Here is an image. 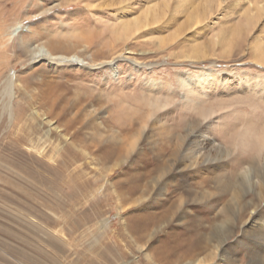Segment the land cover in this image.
I'll list each match as a JSON object with an SVG mask.
<instances>
[{"label":"rangeland","instance_id":"obj_1","mask_svg":"<svg viewBox=\"0 0 264 264\" xmlns=\"http://www.w3.org/2000/svg\"><path fill=\"white\" fill-rule=\"evenodd\" d=\"M263 57L264 0H0V264H264Z\"/></svg>","mask_w":264,"mask_h":264},{"label":"bare ground","instance_id":"obj_2","mask_svg":"<svg viewBox=\"0 0 264 264\" xmlns=\"http://www.w3.org/2000/svg\"><path fill=\"white\" fill-rule=\"evenodd\" d=\"M262 1V0H261ZM207 2H208V0H207ZM208 4H210V3H208ZM196 12H197V10H196ZM207 14V13H206ZM256 17V16H255ZM255 19V18H254ZM191 20V19H190ZM191 24H193V22H191ZM18 28H20V27H18ZM186 31V30H185ZM25 42V41H24ZM59 47H61V46H59ZM260 49H261V47L260 48H258V50H256V53H258L259 51H260ZM40 50L41 49H39V48H37L33 53H36L35 54V56L36 55H40L41 54V52H40ZM47 50H48V52L51 54V55H53L54 53L53 52H55L56 50H57V46H55V45H52V44H50L49 45V48L47 47ZM254 51V50H253ZM34 55V54H33ZM41 56V55H40ZM193 56H195L196 57V54H193V55H190V56H188V57H193ZM75 57V56H74ZM198 57V56H197ZM196 57V58H197ZM197 60V59H196ZM261 61H263L264 62V57L262 58V60ZM204 76H200L198 79L200 80V79H202ZM12 82V83H11ZM208 82V81H207ZM7 84H6V86H5V93H3L5 96H7L8 97V99L10 100V99H12L13 98V94L15 93V91L13 90V88H14V85H13V83H14V79L13 80H11V79H9L7 82H6ZM205 85V84H204ZM197 128V127H196ZM252 130V129H251ZM202 131V130H201ZM138 132V131H137ZM136 132V130L134 129V131L133 130H131V131H129V134H127V137L125 138V146H123V147H120V148H117V150H119L121 153H123V156L122 157H124V160L125 159H127V157H129V155L131 154V152L132 151H134V149L136 148V146H137V143H138V140H139V138H138V140H134V141H132V142H130L131 141V136L130 135H132L133 133H137ZM250 132V133H249ZM197 133V132H196ZM248 133L250 134V136H254L255 135V137H256V139H257V137H259V142H258V147H257V151L260 153V152H262V150L264 149V132H262V134H258V135H256V133L254 132V131H248ZM133 137V136H132ZM248 137V136H247ZM134 138H135V136H134ZM176 138V137H175ZM172 139V138H171ZM180 139V138H179ZM183 139V138H182ZM194 140V139H193ZM174 141V140H173ZM173 141L171 140V142H170V144H169V146H168V148H169V154H168V156L169 157H171V158H173V160H175V159H177V158H180V153H181V146L177 143V144H175V143H173ZM204 141V140H203ZM186 143V142H185ZM184 143V144H185ZM200 143V142H199ZM202 143V142H201ZM249 143V142H248ZM256 144V143H255ZM191 147V146H190ZM194 147V145L192 146V148ZM191 148V149H192ZM14 150V149H13ZM193 150V149H192ZM15 152V151H14ZM17 152V151H16ZM18 153V152H17ZM21 154V153H20ZM16 155V154H15ZM255 156V155H254ZM257 156V155H256ZM192 157V156H191ZM221 158V157H220ZM181 159V158H180ZM222 159V158H221ZM171 160V159H170ZM224 160V159H223ZM123 161V160H122ZM121 161V162H122ZM218 161V160H217ZM259 160H257V158H250L249 159V163H250V170L252 171H254L255 173L256 172H259L260 173V168H259V162H258ZM237 162H239L240 163V160H238ZM174 163V162H173ZM213 165V164H212ZM222 165V164H221ZM169 166V165H168ZM200 166V165H199ZM261 166V165H260ZM168 167H166V169H167ZM250 170H248V171H250ZM183 172V171H182ZM205 172V171H204ZM196 173H198V172H196ZM195 173V174H196ZM148 175V174H147ZM241 175V174H240ZM252 175V174H251ZM246 177H248L247 179H245V178H243L242 180H241V182H240V185H239V189H238V191H236V193H237V195L239 194V193H242V191H243V193H246V192H244L245 191V189H247V188H245L246 186H247V180H249L248 182L250 183V177L248 176V175H245ZM261 176V175H260ZM259 176V177H260ZM200 178V177H199ZM234 180V179H233ZM236 180V179H235ZM207 181V180H206ZM223 181V180H222ZM221 182V181H220ZM229 182H230V180H229ZM262 183H264V182H262ZM228 186V185H227ZM233 187V186H232ZM235 187H236V185H235ZM231 188V187H230ZM248 191V190H247ZM261 196H260V198H263V200H264V185H262L261 184V190H260V193H259ZM259 197V196H258ZM237 205V204H236ZM180 207V206H179ZM263 209V208H262ZM191 215V214H190ZM163 216V215H162ZM257 219V218H256ZM257 220H259V219H257ZM227 221H230L231 222V220L228 218V220ZM255 221V220H254ZM229 222V223H230ZM229 223H228V225H226L225 226V228L223 229V230H221V229H217V233H218V235L220 236H223V233L224 232H227V231H229L230 229H231V226H229ZM254 223H256V222H254ZM209 227V226H208ZM211 227V226H210ZM214 232V231H213ZM213 234V233H212ZM220 236V237H221ZM222 238V237H221ZM224 239V238H223ZM222 242V241H221ZM221 244V243H220ZM166 249V248H165ZM177 249H178V247H174V249H172L173 251H177ZM219 251V250H218ZM202 254V253H201ZM97 261V264H111V259H105V257L104 256H101V258H99V259H97L96 260ZM95 261V262H96ZM32 262V261H31Z\"/></svg>","mask_w":264,"mask_h":264},{"label":"clouds","instance_id":"obj_3","mask_svg":"<svg viewBox=\"0 0 264 264\" xmlns=\"http://www.w3.org/2000/svg\"><path fill=\"white\" fill-rule=\"evenodd\" d=\"M229 222H230V221H225L224 223L219 224V225L217 226L216 229H221V230H223V229L225 228V226H226Z\"/></svg>","mask_w":264,"mask_h":264}]
</instances>
